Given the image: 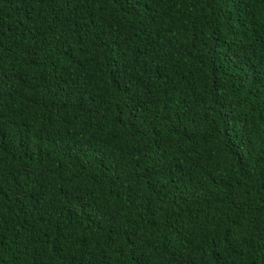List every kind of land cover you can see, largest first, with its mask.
Segmentation results:
<instances>
[{
  "label": "trees",
  "instance_id": "1",
  "mask_svg": "<svg viewBox=\"0 0 264 264\" xmlns=\"http://www.w3.org/2000/svg\"><path fill=\"white\" fill-rule=\"evenodd\" d=\"M0 264H264V0H0Z\"/></svg>",
  "mask_w": 264,
  "mask_h": 264
}]
</instances>
